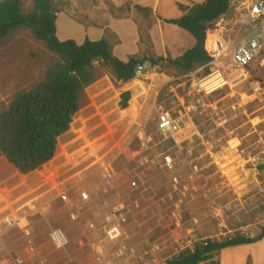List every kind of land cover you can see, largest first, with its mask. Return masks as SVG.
<instances>
[{
    "label": "rangeland",
    "instance_id": "rangeland-1",
    "mask_svg": "<svg viewBox=\"0 0 264 264\" xmlns=\"http://www.w3.org/2000/svg\"><path fill=\"white\" fill-rule=\"evenodd\" d=\"M57 1L61 12L56 30L61 42L100 41L98 29L105 25L111 29L118 27L122 35L129 34L133 24L130 18L121 17L130 16L133 11L137 16L133 23L138 24L141 41L150 49L149 43L143 40L144 22L139 21L143 17L149 19L133 8L131 0ZM189 1L201 4L205 0L186 2ZM166 13L169 15L171 10ZM170 32H164L167 39H180ZM106 36L109 37L108 30ZM244 36L234 29L225 34V39L232 48L243 43ZM148 54L150 50L142 56ZM263 57L264 51H261L249 65L247 82L226 87L199 104L190 94V86L193 79L206 77L202 68L181 75L164 65L157 77L124 85L101 67V77L90 89L93 95L97 90L105 93L92 99L99 102L96 105L87 99L70 131L60 138V153L52 164L34 174L19 176L0 158V195L9 193L10 204H26L22 213H28L34 205L46 209L44 214L27 216L40 249L39 256L46 258L47 264H67L69 258H76L81 264L91 263L88 244L94 237L103 238V221L96 217L95 211L89 210L84 222H71L57 195L76 184L80 185L76 189L80 191L102 188L98 164L110 162L115 148L132 136H141L140 132L149 142L145 154L149 189L142 194L125 189L118 195L125 209L134 201L139 204L138 209H127L128 227L132 229V242L138 252L149 246L159 247V252L141 264H164L206 240L223 241L237 235L254 238L264 227V172L259 169L264 165V103L253 96L250 84L259 82L264 86ZM51 59L29 30L19 31L0 42V111L16 90L40 78L44 65ZM126 92L133 98L128 113L125 112L128 108L122 110L120 105L121 95ZM154 107L170 110L174 117L184 116L181 133L176 138L179 148H174L173 142L161 141L156 131ZM197 139L203 140L198 147ZM132 148L137 150L138 145ZM164 155L171 156L173 170L163 168ZM122 171L123 162L119 172ZM3 185L11 189L1 191ZM40 189L49 191L39 197ZM113 194L116 191L101 197L113 204ZM86 221L94 222L96 230L87 229ZM55 228L63 230L68 238L65 251L55 252L48 243L49 232ZM2 242L16 250L23 248L15 232L9 233ZM80 246L82 252L78 251ZM219 254L206 264H219ZM104 256L105 264H134L117 258L114 247L107 246Z\"/></svg>",
    "mask_w": 264,
    "mask_h": 264
},
{
    "label": "trees",
    "instance_id": "trees-1",
    "mask_svg": "<svg viewBox=\"0 0 264 264\" xmlns=\"http://www.w3.org/2000/svg\"><path fill=\"white\" fill-rule=\"evenodd\" d=\"M233 1L245 0H205L191 7L177 5L182 16L165 23L186 32L194 41L193 47L176 59L151 53L130 57L126 62L114 57L106 39L97 42L85 39L80 45L72 40L61 42L56 30L61 12L57 0L0 1V42L29 30L34 41L52 56L40 78L16 90L0 111V158L19 176L38 172L52 162L60 153V138L70 131L75 116L87 104L86 90L100 79L101 67L124 85L135 84V71L145 62L169 66L181 75L202 68L207 76L211 60L205 52L206 34L228 15ZM132 100L129 92L122 94V110L131 106ZM259 169L264 172V165ZM263 238L264 227L254 238L237 235L223 241L206 240L164 264H206L225 249L254 244Z\"/></svg>",
    "mask_w": 264,
    "mask_h": 264
},
{
    "label": "built area",
    "instance_id": "built-area-1",
    "mask_svg": "<svg viewBox=\"0 0 264 264\" xmlns=\"http://www.w3.org/2000/svg\"><path fill=\"white\" fill-rule=\"evenodd\" d=\"M245 2L240 7V11L233 21L231 29H237L238 33H245L244 42L232 48L225 39L226 22L221 18L212 29L206 34L205 52L211 62L208 65L209 74L203 79H193L190 86V94L199 104L203 99L222 91L224 88L239 85L248 81L249 65L264 51V2L257 0L233 1ZM230 8V9H231ZM261 65L264 66V57ZM164 67L162 65L151 66L148 62L143 63L135 71L134 82H144L148 78L157 77ZM149 75V77H148ZM162 78L164 76L160 75ZM193 76V75H192ZM250 91L260 103H264V86L259 82L250 84ZM156 93L160 92L156 90ZM155 93V94H156ZM157 95V94H156ZM234 110L233 107H231ZM156 116V131L162 142H173L174 148H179L176 140L181 133L184 116L174 117L170 110L154 107ZM141 136L126 139L121 146H117L112 154V161H101L98 164L97 173L103 182L105 190H116L115 173L112 169L114 161L121 159L123 162V183L129 192L145 193L149 187L146 178L148 171V140L140 132ZM138 145L137 150L132 146ZM162 166L166 171L173 170V161L170 155L162 156ZM176 181V179H174ZM80 185H71L60 191L57 198L61 204H74L68 214L71 222H77L85 211H95L96 217L103 221V242L115 248L117 258L127 259L134 264H141L150 259L152 254L159 252L158 246H149L145 250L138 252L136 248L129 247L130 240L128 233V215L130 209H138L139 204L133 202L124 207V204H108V200L99 199L90 193L86 188L82 191L78 189V199L72 203L69 193L75 191ZM39 211V210H38ZM87 229L96 230L94 222L86 224ZM18 229L24 239L26 251L25 255L16 249L2 242L1 236L7 231ZM48 242L54 251H65L69 242L65 232L61 229H52L48 235ZM92 261L90 264H105V250L97 242H89ZM35 256V247L31 239L29 228L21 223V219L12 216H5L0 219V264H46L45 258L33 261L30 257ZM178 257V256H177ZM67 264H81L76 258H69Z\"/></svg>",
    "mask_w": 264,
    "mask_h": 264
},
{
    "label": "crops",
    "instance_id": "crops-1",
    "mask_svg": "<svg viewBox=\"0 0 264 264\" xmlns=\"http://www.w3.org/2000/svg\"><path fill=\"white\" fill-rule=\"evenodd\" d=\"M132 1V6L133 8H141V9H147L150 12L148 14L144 13L146 18H139V21H143L144 25L142 27V32L144 34L143 40L149 43L150 49L146 47L144 42L141 41V35H140V30L138 27L137 23H133L136 19V14L133 13L129 16V14L121 17V18H130V21L133 25H131V29L129 34H123L122 31H120L117 27V29H111L108 25H105L102 29H98L100 32V35L102 36L101 39H106L109 44L112 46V51L114 57H116L118 60L122 62H126L128 58L134 57V56H139V55H144L146 50H150V53H152L155 57H170L171 59H176L180 57L185 51L191 49L194 45L193 39L184 31L166 24L165 21L169 20H177L182 16V13L178 10L177 5H183L186 7H191L192 5H195L196 3H188L186 1L188 0H131ZM245 2H235V4L232 6L230 9L228 15L224 18V21L226 22V29L228 31H233L231 29L232 24L234 19L236 18L237 14L240 11V7L242 4ZM170 9L171 13L168 15L166 11ZM103 11L106 12V9L103 8ZM104 17H107V15H103ZM140 17V16H139ZM121 21V20H118ZM140 24V22H139ZM170 29V30H169ZM106 30L109 31V37L106 36ZM166 31H171L170 33L175 34L176 38H180L178 41L177 40H172V39H167L165 37L164 32ZM245 35V33H242ZM245 37V36H244ZM87 38V37H86ZM116 41V42H115ZM82 44V43H81ZM80 45V44H78ZM97 84V82H96ZM92 89L88 88L86 90V97L87 99L90 100V102L93 105H96L97 101H93L92 99L95 97L100 96L101 94L105 93V91H99L97 90L95 93L96 95L91 94ZM90 103V104H91ZM96 103V104H95ZM67 134V133H66ZM65 134V135H66ZM64 135V136H65ZM62 136V137H64ZM61 137V138H62ZM133 137V136H132ZM57 158V157H56ZM55 158V159H56ZM55 159L50 162L48 165L52 164ZM113 160V159H112ZM111 160V161H112ZM121 159L116 160L112 164V169L115 173V186H116V195L113 194L111 195V199L113 200V204H123L122 197L118 195L119 191H125L127 189L125 183H123V172H119L121 169ZM45 166V167H46ZM44 167V168H45ZM37 172V171H36ZM34 172V173H36ZM32 173V174H34ZM18 175V174H17ZM31 175V174H30ZM28 176V175H27ZM69 187V186H68ZM9 188L5 187L4 185L1 188L2 190H7ZM11 189V188H10ZM9 189V190H10ZM47 189H40L39 197H42L43 195L47 194L48 191H45ZM90 193L93 195H96L99 199H103L101 196H105V193L107 192H112L113 190H105L104 187L102 188H90L88 190ZM80 192V191H79ZM78 190L72 191L69 193V198L72 203L76 202L79 196ZM71 193L73 194V198L71 196ZM9 196H11L9 193H1L0 195V219L5 216H12V217H17L21 219V223L24 226H27L29 228L30 234H31V239L33 241L34 247H35V256L30 257L31 260L37 261L41 257L39 256L40 249L39 247L36 246L35 243V235L32 230L31 223L29 222L27 216L29 214L32 215H37V214H44L45 208H43L42 205H35L31 206L29 209L28 213H22V209L25 207L26 204H10L12 201L11 199L9 200ZM9 200V202H8ZM63 207L67 211V217L72 209V206L74 204H69V205H64L62 204ZM39 210V211H38ZM41 212V213H40ZM87 213L85 211L80 219L77 222H73L75 224H79L81 221L84 220V216ZM84 222V221H83ZM89 222V221H88ZM87 221L85 222V227L86 224L88 223ZM128 233L130 235V240L127 242V245L129 247H136L133 242H132V229L128 227ZM15 232L17 233L20 241L22 242V249H17L19 253L22 255L26 254V251L24 250L25 242L24 239L21 236V232L18 229H13L10 231H7L1 236V239L5 240V237L11 233ZM103 239V238H102ZM102 239H98L97 237H94L92 241L90 242H97L99 245L105 250L106 253V248L107 246L113 247L105 242H103ZM69 242V241H68ZM49 243V242H48ZM50 245V244H49ZM69 246V245H68ZM82 247L78 249L79 252H82ZM54 251V250H53ZM138 251V249H137ZM57 252V251H55ZM46 259V258H45ZM249 261L250 264H264V238L261 241H258L254 244H249V245H243V246H238V247H233V248H228L220 252L219 254V264H247ZM47 264V261H46Z\"/></svg>",
    "mask_w": 264,
    "mask_h": 264
},
{
    "label": "flooded vegetation",
    "instance_id": "flooded-vegetation-1",
    "mask_svg": "<svg viewBox=\"0 0 264 264\" xmlns=\"http://www.w3.org/2000/svg\"><path fill=\"white\" fill-rule=\"evenodd\" d=\"M198 143L196 144L197 145V147H198V145H199V143H201V142H203V140H199V139H197L196 140ZM208 142V141H207ZM213 144V143H212ZM234 150V149H233ZM210 156H212L213 155V150H212V153L211 154H209Z\"/></svg>",
    "mask_w": 264,
    "mask_h": 264
}]
</instances>
